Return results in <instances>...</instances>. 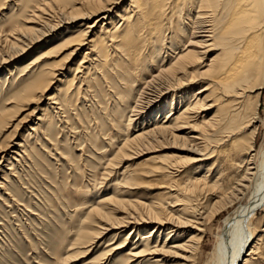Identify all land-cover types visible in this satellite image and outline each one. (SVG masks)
<instances>
[{"label":"bare ground","instance_id":"1","mask_svg":"<svg viewBox=\"0 0 264 264\" xmlns=\"http://www.w3.org/2000/svg\"><path fill=\"white\" fill-rule=\"evenodd\" d=\"M3 1L0 15L9 8V3L18 6L19 2ZM57 1L35 6L28 17L22 18L23 23L19 21L21 17L16 18L8 31H0V39L4 38L6 45L10 42L11 47L16 48L21 37L23 40V37L39 34V25L35 27L29 23L41 21V13ZM122 2L81 0L75 11L63 5L54 6L72 20L99 18L82 24L80 27L85 29L79 36L60 42L63 47L59 51L67 50L69 56L88 47L77 66L71 69L72 77L68 74L57 92L46 97L48 108L38 114V124L30 127L35 134L43 133L41 138L22 139L17 143L12 139L14 145L10 147H18L13 153L22 157L28 147L36 149L39 141L50 142L53 137L50 129L55 123L53 114L68 111L74 99L75 88L72 87H77V83L80 84L77 88L86 85L93 70L112 66L115 69L112 61L120 55L118 63H122L125 70L117 79L115 91L120 100L113 114L128 124H133L132 116L135 115L156 117L141 132L126 139L110 156L109 163H105L111 167L107 176L118 175L119 182L111 185L115 188L113 195L91 206L83 221L85 229L71 247L77 249L78 255L87 254L107 230L132 225L123 241L110 250L117 255L118 264H142L148 256L155 260L146 264H165L160 262L169 255L182 259L180 264H197L202 257L206 224L231 207L233 215L226 229L216 235L206 264H264V229L259 231L255 226L257 215L264 207V142L257 146L260 124L264 126V118L260 115L264 93V0H129L125 7ZM29 7L24 4L21 14ZM115 12L120 18L118 22L115 17L112 19ZM42 21L40 26L45 27L48 22ZM98 22H103L100 30L96 29ZM174 43L177 47L172 46ZM177 50L179 52L175 53ZM158 55L161 56L155 61ZM198 63H204L206 69L191 71ZM147 68L155 70L144 77ZM63 70H53L50 77L39 80L26 92L22 104L29 106L47 95L53 80L65 75ZM140 80L143 82L139 86ZM153 89L156 91L152 94L146 91ZM115 91H110V96L118 99ZM166 95L170 96L160 105ZM6 122L4 120L1 125ZM145 122L146 119L143 124ZM166 140L186 141L192 157L181 156L175 163L158 166L146 160L142 168L127 165L121 173H114L116 165L119 168L123 160L132 158L128 151ZM5 151L0 152V167L3 162H9V166L4 164V169L11 172L14 165L11 158L16 160L17 157L10 155L9 158ZM186 162L196 163L192 174L199 171L200 176H192L188 185L182 186L177 177ZM166 172L169 174L163 176L168 177L169 182L159 186L161 192L147 203L116 194L117 188L122 190L119 193L125 194L143 184L140 180L159 177ZM3 179L1 189L7 187V179ZM187 210H192L191 217L184 216ZM173 211L180 213L175 215ZM121 213L123 217L117 218ZM144 226L151 228L143 233L140 230ZM135 233L138 238L125 250Z\"/></svg>","mask_w":264,"mask_h":264},{"label":"rangeland","instance_id":"2","mask_svg":"<svg viewBox=\"0 0 264 264\" xmlns=\"http://www.w3.org/2000/svg\"><path fill=\"white\" fill-rule=\"evenodd\" d=\"M51 1L19 0L18 6L9 3V8L0 15V31H8L10 26L16 22V18L21 17L19 21L23 23L22 18L28 17L35 6ZM80 1L58 0L54 5H50L49 9L52 6V10L47 9V12L41 13L40 16H44L41 17V21L29 23L30 26L37 27L39 25L41 34L33 35L36 37H23V40L21 37L16 48L11 47L10 42L6 45L4 38L0 39V152L7 150L5 153L9 154V158L12 155L16 156L13 152L18 149V147H10L14 145L12 144L13 140L17 143L22 139L32 141L34 138H41L43 133L35 134L30 130V127L38 124L36 120L38 114L40 115L42 109L48 108L46 97L57 92L56 89L63 85L62 80H65L68 74H70L69 78L72 77L71 69L77 66L88 47L85 46L79 53L70 56L67 50L59 51L63 47L60 42L79 36L85 29L80 27L82 24L92 23L99 18V16H95L91 19L72 20L60 13L58 8L55 9L57 5H63L67 9L75 11L79 7ZM122 1V7H125L129 2V0ZM1 2L4 1L0 0ZM24 4L30 7L21 14L20 10L23 9ZM53 9L57 10L56 13ZM113 18L116 22L120 21V18L116 17V12L113 13ZM42 20L48 22L45 27L40 26L43 23ZM102 23H97V30H100ZM44 30L46 34L48 32L47 35ZM54 45L58 46L51 51H46ZM172 46L177 47L175 43ZM167 49H169V44ZM177 52L179 50L175 53ZM169 53L174 57L172 52L169 51ZM160 56H156L154 60H158ZM120 58L122 56L116 55L112 61L116 70L112 69L113 66L104 70H93L88 76L86 85L77 88L80 85L77 83V87L76 85L72 87V89L75 88L72 92L74 99L73 103L69 105L68 111L53 114L55 123L54 127L52 126L50 129L51 136H53L50 142L41 143L39 141L36 149H33L32 146L28 147L25 155L22 153V157L16 156L19 159L18 161L16 158L18 162L11 158V162L14 164L11 172L4 169L9 162H3V166L0 167V181L4 180L3 177L7 179L5 182L7 189L0 188V264H118L117 255L110 250L123 241L131 231L132 225L124 229L105 230L106 232L87 254L78 255L77 249L71 246L78 240L80 232L85 229L84 225L86 224L83 221L91 206L95 207L102 198L113 195L115 188L111 185L119 182L120 176H107L111 167H107L105 163H109L110 156L121 148L126 139L141 132L143 127L149 126L156 117V115L148 117V114L135 115L132 116L133 124H128V121L119 119L116 113L113 114L116 103L118 104L120 100V95L115 91L118 85L117 79L125 70L122 63H118ZM57 62L61 63V67L58 64L55 65ZM203 65L204 63H198L193 65L190 70L203 71L206 69ZM56 67L64 68L65 75L54 79L47 95L42 96L41 99L37 98L29 106H26V109L25 103L22 104L26 92L39 80L50 77L53 70L58 69ZM154 70L155 68L153 70L147 68L144 77H148ZM142 82L140 80L138 85L140 86ZM110 91H115L118 99L114 96L111 97ZM146 91H150L152 94L156 90ZM166 96L161 99L160 105H164L170 95ZM262 99L260 115L264 118V93ZM16 106L19 108L17 109ZM9 115L12 116L9 117ZM144 119H146L145 124H143ZM4 120L7 122L3 126L1 124ZM263 127L261 123L257 146L264 142ZM188 148H190L189 143L183 142V140L152 142L139 150L128 151L132 158L123 160L118 165L119 168L116 165L113 171L121 173L127 165L142 168V163L146 160H150L149 163H154L157 166L175 163L178 157H187L186 159L192 157V154L187 151ZM194 165L196 163L186 162L183 164V172L177 177L182 186L188 185L192 176L199 175V171L192 174ZM168 174L169 172H166L159 177L144 178L143 181H139L143 184L139 185L136 190L128 191L125 194L119 193L122 190L117 188L116 194L118 197L135 198L147 203L153 198V195L161 192L159 186L169 182V178L163 176ZM209 208L207 209L210 211ZM262 208L255 220L257 224L255 226L259 231L264 229V207ZM173 212L175 215L180 213ZM122 215L121 213L116 217L122 218ZM192 215V210H187L184 213V216L187 217ZM232 215V208L228 207L206 224L202 254L200 255L202 257L197 264H206L207 257L215 246L216 235L226 229ZM150 228L144 226L140 231L148 232ZM136 238H138L137 233L130 237L125 250L133 246ZM151 260L155 259H152L151 256L145 257L142 264ZM182 262V259L169 255L165 259L162 258L160 263L180 264Z\"/></svg>","mask_w":264,"mask_h":264}]
</instances>
